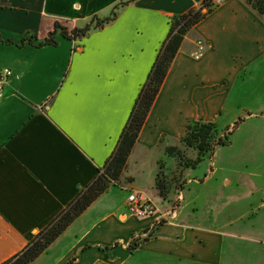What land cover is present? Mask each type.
Listing matches in <instances>:
<instances>
[{"label": "crops", "instance_id": "1", "mask_svg": "<svg viewBox=\"0 0 264 264\" xmlns=\"http://www.w3.org/2000/svg\"><path fill=\"white\" fill-rule=\"evenodd\" d=\"M126 1L0 0V74L13 72L0 97V264L20 254L103 170L171 21L205 0H136L103 29L73 41L58 33L57 46L43 45L56 23L83 28ZM198 40L208 45L199 60ZM251 84L264 85V17L246 0H226L186 36L120 185L31 264H264V217H246L239 208L220 224L218 215L232 207L213 205L215 192L204 196L202 216L188 169L166 156L168 147H181L191 121L218 123L234 88ZM160 164L166 176L174 172L166 197L156 188ZM230 184L223 179L222 186ZM134 191L164 213L176 207V215L160 226L132 216L127 200ZM145 233L148 239L135 241Z\"/></svg>", "mask_w": 264, "mask_h": 264}, {"label": "trees", "instance_id": "2", "mask_svg": "<svg viewBox=\"0 0 264 264\" xmlns=\"http://www.w3.org/2000/svg\"><path fill=\"white\" fill-rule=\"evenodd\" d=\"M135 1L121 2L114 8L110 17L105 19L94 17L83 28L71 29L66 25L67 23L65 25L56 23L54 30L49 33L43 45L57 46L58 33L62 38L73 41L86 37L92 31L103 29L117 19L122 8ZM211 2L212 0H205L199 8L193 9L171 21L169 35L158 54L146 84L141 90L128 124L120 137L118 146L106 162L103 170L47 228L31 240L20 254L3 264H31L36 261L111 186L120 185L128 160L167 78L168 72L188 33L201 23L208 14L213 12L203 13L205 8L210 7ZM246 2L264 17V0H246ZM11 43L9 42V44ZM228 142V136L220 134L215 123L191 121L186 127L185 135L181 140V147H168L166 156L176 159L179 168L184 170L195 169L205 158L213 156L218 148L226 146ZM185 150L195 152L196 158H189ZM162 168L160 164L156 188L160 196L166 197L171 188L172 180H170V176L164 174Z\"/></svg>", "mask_w": 264, "mask_h": 264}, {"label": "rangeland", "instance_id": "3", "mask_svg": "<svg viewBox=\"0 0 264 264\" xmlns=\"http://www.w3.org/2000/svg\"><path fill=\"white\" fill-rule=\"evenodd\" d=\"M228 107L230 110L215 123L218 132L228 136V144L218 148L213 156L205 158L197 169H188L185 173L186 178L190 177L191 183H194L190 190L195 194L200 192L203 206L199 210L202 216L207 215L203 207L209 205L205 195L215 192L213 205H231L229 214L218 215L220 224L231 216L236 218L239 208L247 213L246 217L252 218V213H255L253 217H257V213L264 217L258 212L264 204V85L236 86ZM185 151L189 158H196L192 150ZM212 166L216 174L209 178ZM167 173L171 180L174 172L172 174L167 170ZM224 178L231 180V184L222 186ZM114 189L119 195L120 188ZM225 210L222 208L220 212ZM232 211L235 214H231Z\"/></svg>", "mask_w": 264, "mask_h": 264}, {"label": "built area", "instance_id": "4", "mask_svg": "<svg viewBox=\"0 0 264 264\" xmlns=\"http://www.w3.org/2000/svg\"><path fill=\"white\" fill-rule=\"evenodd\" d=\"M226 0H212L210 7L204 9V13L207 14L208 11H214L218 6H220ZM197 52L195 58L199 60L201 56L206 51L208 45L203 40H198L196 43ZM13 75V72L10 69H5L0 74V97L2 96L5 86L8 84L10 77ZM127 206L129 213L137 218H151L156 222V226L162 225L168 219H173L176 215L177 208L173 207L168 212H162L158 206H156L146 195L143 193L134 191L132 192L127 200ZM150 235L145 233L140 236L135 241H140L142 239H148Z\"/></svg>", "mask_w": 264, "mask_h": 264}]
</instances>
